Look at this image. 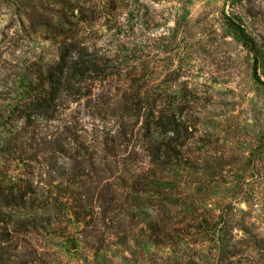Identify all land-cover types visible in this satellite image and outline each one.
<instances>
[{
  "label": "trees",
  "instance_id": "16d2710c",
  "mask_svg": "<svg viewBox=\"0 0 264 264\" xmlns=\"http://www.w3.org/2000/svg\"><path fill=\"white\" fill-rule=\"evenodd\" d=\"M57 5L59 14L29 16L57 53L34 71L24 112L26 120L47 121L44 133L31 130L39 133L32 158L41 156L43 163L36 168L38 183L47 188L21 177L0 184V264H68L56 242L63 237L61 209L82 225L77 240L93 259H104L111 248L149 245L168 253L146 256L147 264H243L242 247L254 250L251 224L226 199L212 197L216 177L199 175L219 160L197 147L209 143L196 137L198 113L190 101L142 92V79H130V71L95 50L90 32L97 11L81 0ZM113 5L103 8L107 16ZM234 26L257 55L253 38ZM22 132L0 150L21 149ZM238 228L244 238L236 240Z\"/></svg>",
  "mask_w": 264,
  "mask_h": 264
},
{
  "label": "rangeland",
  "instance_id": "374dc122",
  "mask_svg": "<svg viewBox=\"0 0 264 264\" xmlns=\"http://www.w3.org/2000/svg\"><path fill=\"white\" fill-rule=\"evenodd\" d=\"M59 1L0 0V147L23 131L21 149L11 154L0 150V184L21 177L47 188L38 183L36 168L43 163L41 156L32 158L31 146L47 121L43 116L26 120L24 112L32 99L28 86L34 85V71L53 63L57 53L29 16L32 11L43 17L59 14ZM81 1L97 11L90 32L96 51L110 55L123 72L130 71V79H142L147 85L142 92L190 101L198 113L196 137L209 143L197 147H203L201 155L219 160L199 175L208 181L216 177L212 197L226 199L238 218L251 224L254 250L242 247L241 257H247L240 258L242 263L264 264V0ZM110 1L114 5L107 16L103 8ZM234 25L253 38L257 55ZM101 87L108 89L104 83ZM109 91L117 92L113 84ZM34 126L39 133L32 135ZM58 222L63 237L56 242L66 251L68 264H147L146 256L168 253L166 248L130 246L122 252L111 248L104 259H93L78 242L82 225L68 209L60 210ZM234 237L244 238L239 228Z\"/></svg>",
  "mask_w": 264,
  "mask_h": 264
}]
</instances>
